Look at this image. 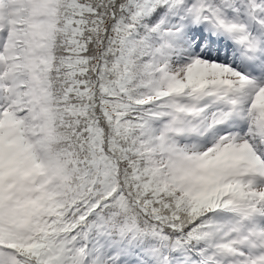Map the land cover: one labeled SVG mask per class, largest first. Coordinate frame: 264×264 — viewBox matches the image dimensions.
Returning <instances> with one entry per match:
<instances>
[{
    "label": "snow or ice",
    "instance_id": "1",
    "mask_svg": "<svg viewBox=\"0 0 264 264\" xmlns=\"http://www.w3.org/2000/svg\"><path fill=\"white\" fill-rule=\"evenodd\" d=\"M0 264H264V0H0Z\"/></svg>",
    "mask_w": 264,
    "mask_h": 264
}]
</instances>
